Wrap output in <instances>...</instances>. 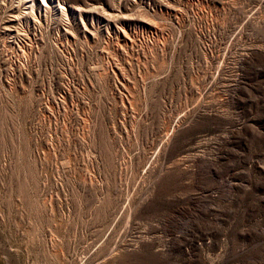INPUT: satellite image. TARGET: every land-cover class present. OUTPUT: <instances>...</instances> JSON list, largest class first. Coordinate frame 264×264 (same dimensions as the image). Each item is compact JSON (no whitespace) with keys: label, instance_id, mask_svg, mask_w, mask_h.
Here are the masks:
<instances>
[{"label":"rangeland","instance_id":"1","mask_svg":"<svg viewBox=\"0 0 264 264\" xmlns=\"http://www.w3.org/2000/svg\"><path fill=\"white\" fill-rule=\"evenodd\" d=\"M0 264H264V0H0Z\"/></svg>","mask_w":264,"mask_h":264}]
</instances>
